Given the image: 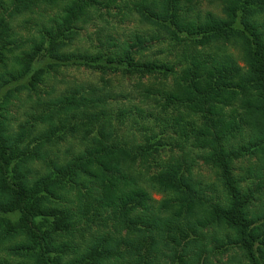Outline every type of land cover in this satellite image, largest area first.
I'll return each instance as SVG.
<instances>
[{"label": "trees", "instance_id": "trees-1", "mask_svg": "<svg viewBox=\"0 0 264 264\" xmlns=\"http://www.w3.org/2000/svg\"><path fill=\"white\" fill-rule=\"evenodd\" d=\"M208 1L219 11L200 0H0V264H264V0ZM135 21L146 32L126 34ZM25 24L38 28L31 39ZM17 42L29 50L10 53ZM155 44L157 60L145 54ZM71 67L100 73L103 90L55 95L53 74ZM111 75L145 93L141 143L114 123L133 114L114 117ZM40 84L50 99L21 98ZM168 148L184 155L160 164ZM195 151L221 194L203 189Z\"/></svg>", "mask_w": 264, "mask_h": 264}, {"label": "rangeland", "instance_id": "rangeland-1", "mask_svg": "<svg viewBox=\"0 0 264 264\" xmlns=\"http://www.w3.org/2000/svg\"><path fill=\"white\" fill-rule=\"evenodd\" d=\"M210 2L208 0H200V4H202V10L203 12L206 10H210V11H219L218 9H216L217 4L212 3L214 5H210ZM55 15L54 11H49V13L45 14L44 16V20L45 22L49 21V19L51 17H53ZM36 26L33 25V29L31 25H23L20 27V31L22 33V35L25 37V39H31L32 35H36L37 34V29L35 28ZM148 28H144L142 26H140L138 24V21H135V23L131 24L126 22L125 26H122V30L125 31L126 34H129L131 30H134L136 32H140V33H145L146 30ZM95 29H91L88 33V31L83 32V37L85 38V35H87V33L89 35L92 36L93 39H95V37L91 34L92 32H94ZM90 36V37H91ZM120 36V35H119ZM96 40V39H95ZM88 39L84 40L81 39L78 42H76L72 47L75 50L78 46H82L85 44V46H88ZM96 44V42H95ZM156 48H154L153 50H150L148 52H146V56L147 57H153L155 60L162 58V55H157L162 49H164V47H162V45H156ZM29 44L27 46H23L21 45L19 42L8 46V50L10 53L14 52V53H19V52H23L28 49ZM197 49L199 50L200 53H202L203 55H205L206 57H210L212 56V50L210 49V47L208 45H198ZM137 49H134V51H136ZM232 53H234L235 55H238V52L236 50H232ZM238 66L242 69H244V71L247 70L246 68V64L244 62H237ZM1 71H4L3 69H1ZM55 75L53 74V78L56 79V83L55 80L53 79V84L55 83V89L57 88L58 91L55 95L60 94L61 92L68 90V91H72L73 89L77 88H83L87 91V89L89 87H94V88H101V91L103 90V81H102V76L100 75V73L95 72V71H91V70H87L86 68H81V69H76V68H68V69H63L61 73L58 74V76L54 77ZM111 76H115V75H111ZM112 78V82L110 81L109 84H107V86L109 87V91L112 95L116 96V99L119 101L120 104H113V115L114 117H116V115L119 113L120 109L122 107L124 108H130L131 112L133 114V116L131 118H122L123 123L121 124L119 121H117L116 119H114V123L120 128V134L124 135V138L128 139V141L130 140L131 142L134 141L136 143H141L140 141H144V133L145 131L142 129L143 127L145 128H149V125L146 123L144 124L143 122H139V124L141 126H136L133 125V120L134 118L138 119V116L136 114V111L134 110V106L135 105H143L140 103V100L142 98V95H145V93L141 90L138 89L135 81L134 80H128V79H123L120 76H115V77H111ZM107 80V79H106ZM110 80V79H108ZM151 80V79H149ZM149 80L147 78H145L143 81L148 83ZM152 82H154L152 80ZM10 87L14 88L15 90H17V86L19 85V83H11L10 81ZM79 86V87H78ZM49 90L48 87L43 86V84H40L39 87H37L36 90H19V93L21 94V98L22 99H26V96L28 94H31L32 98L38 96L37 94L43 93V97L45 96L46 92L49 94ZM126 97L125 99L123 97ZM47 99H50V97L45 96ZM124 101V102H121ZM19 106V104H18ZM144 107L146 105H143ZM92 112L94 110H91ZM21 112L17 113L15 118L17 120H21L23 117H21ZM160 117H166V115H164L161 111H160ZM175 117V116H174ZM20 118V119H19ZM102 118V117H101ZM103 119V118H102ZM164 120H166V118H162ZM139 121V120H138ZM146 121V120H145ZM169 121V120H168ZM174 124V125H172ZM175 126V122L171 121L169 126H168V133L166 138H169L172 140L173 143H177L179 142V139L177 137V135H175L172 131V127ZM177 126V125H176ZM99 130V128L97 126H95V131L97 132ZM159 130V129H158ZM64 133V132H63ZM129 141V142H130ZM77 143V142H76ZM182 144L183 146H186V144L183 142L182 140ZM69 146V143H62V145H60L58 148H56V150L65 153L66 148ZM74 148H78L75 144H73ZM188 151V150H185ZM184 155L183 151L181 149H175V151L172 153L170 152V149L168 148L167 151L165 153L162 154V156L160 157V164H165L170 160V156H172L173 158L177 159V158H181V156ZM191 155L195 158V164H194V168L193 171L197 173V175L201 176V179H203L204 181V186L203 189L208 188L205 192L210 194V195H215V194H221V188L217 187V182L214 179V176L212 175V168L210 166H208L205 161H203L201 159V154L199 153V151H195L194 154ZM192 157V158H193ZM151 164V163H150ZM37 167H41V165L39 164V162L36 163ZM35 165V166H36ZM142 171H144L143 169H140ZM155 170V167L152 168V171ZM151 171V172H152ZM208 185V186H207ZM210 186V187H209ZM215 186V187H214ZM152 196L155 200L160 201L163 199V196L161 194H157L155 192H152ZM224 197V195L222 196V198ZM212 249L215 247V245L213 244L212 246H210ZM220 251L218 249H214L213 250V255H218ZM228 256H225L224 259L226 260Z\"/></svg>", "mask_w": 264, "mask_h": 264}]
</instances>
